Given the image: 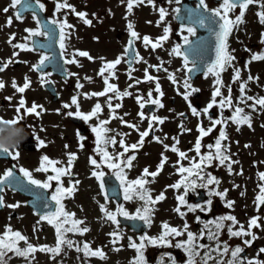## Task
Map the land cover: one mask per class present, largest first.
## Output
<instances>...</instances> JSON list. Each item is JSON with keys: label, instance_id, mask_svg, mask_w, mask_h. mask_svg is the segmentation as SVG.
I'll return each instance as SVG.
<instances>
[{"label": "rangeland", "instance_id": "1", "mask_svg": "<svg viewBox=\"0 0 264 264\" xmlns=\"http://www.w3.org/2000/svg\"><path fill=\"white\" fill-rule=\"evenodd\" d=\"M72 1L74 4L79 5L77 0ZM87 1L89 3V0ZM39 2L44 5L47 13H51L50 16L60 19L59 12L55 8L56 4L62 2V0H39ZM5 8L9 10L4 12L3 9ZM14 9L12 0H0V65L7 63L5 70L0 72V81L4 83V87L0 88V117L7 121L20 118L19 123L11 126L13 129H19L20 131L18 135H11L10 133L0 135V143L8 147L10 153H12V164L17 172L23 174L21 168L26 169L32 173L34 179L41 182H46L49 175H55L52 171H50L51 174L36 171L41 166L42 157L47 156L53 161H60L56 167L68 168L69 154H74L76 159L73 161L70 174L61 178L63 187L70 188L75 185V191L70 196L65 194L61 197L64 210L74 214L73 217H69V224L64 225V227H70L71 220L77 219L83 221L77 227H87L89 231L83 234L79 232L65 233V239L71 240L73 246L63 245L59 254L54 255L51 252L36 251L25 258L14 253H8L5 257L6 264H134L138 253L136 249L129 247V244L131 242L139 244L142 236L159 237L163 232V223L179 229L184 234L179 237H168L173 245L171 247L146 243L143 249L146 264H173V260L175 264H187L189 259L187 253L182 248L174 246L177 242L187 240V232L184 229L185 224L188 225L187 231L197 236L196 243L206 245L205 248L198 249L200 254L195 258L196 264H203L202 257L204 254L217 246L216 240L208 238L209 229L216 231L215 223L221 217L229 215L234 216L237 223L233 224L232 221L227 220L222 222L223 227L219 230L221 250L223 244L226 243L231 259V251L239 246L248 249V258L255 259V255L260 254L259 261H262L264 253L259 250L264 248V204H259L257 196L260 195V186L264 185V180H261L259 175L264 173V108L259 105H256L255 109L249 107L253 104V100L241 102L242 93L240 89L241 84H244V97H264V60L252 59L253 55H264V25L261 27L251 26L248 21L241 27V34L237 33V36H233L235 40L240 39L242 45L237 47L233 42L230 45L229 52L234 60L225 71L220 73L223 84L219 86L215 84L216 77L211 73L205 74L195 82H190L187 79L185 72L188 65L180 56L173 53L172 50L175 48V44L172 38H169L168 42L164 43L159 50L143 48L140 45L145 36L155 42L153 38L159 37L161 27L165 25L166 21L135 20L132 31L134 30L139 35V38H136V43L140 45L138 48L140 58L130 74L126 75L122 71L123 68L117 65L118 68L114 69L116 78L113 80L108 79L109 84H112V82L118 83L120 88L117 89L120 93L125 91L131 93L122 101L121 108L114 110L112 108L117 103L114 97L110 95H92V93L100 92V86L97 83V80L102 76L100 75V66L106 67L108 62H113L122 57L121 48L118 49L116 44L112 46L114 50H110V46H108L105 47L106 50L102 51L104 47H100L102 37L109 40L112 34L101 32L102 26H100L99 21H97V24H99L96 26L97 28H93L92 24L89 31H82L83 23L78 16L70 15L66 8L60 10L62 11L61 15H66L67 23L72 25L71 28H66L65 31L66 60L75 58L77 62L66 63V85L69 86V89L66 94L60 96L58 102H51L38 85L43 78L29 70V67L23 63L26 61L29 64L33 63L36 54H34L35 58L33 59L30 50H20L13 47L16 44H28L30 36L25 31L26 29L36 30L31 15L17 19L14 15ZM90 10H96V6H91L89 12ZM262 11H264V8H262ZM139 12L144 13L145 11ZM9 18L12 20L11 26L7 25ZM128 18L131 20V16ZM117 19L121 23L120 16ZM147 22L149 23L147 24ZM119 30H122V28L119 27ZM13 34L15 38L11 39ZM96 37H98V42H92L91 40ZM10 39L11 43H9ZM85 49L92 59L86 57V63L82 64V56L77 53ZM19 50L18 55L14 56V53ZM10 55H12L11 58H9ZM101 55L107 56L108 61L101 60ZM12 60L18 62L9 64ZM236 70H239L240 76L239 79L234 80ZM146 74L154 79L147 80ZM169 75L175 77V83L169 79ZM24 76L27 77L29 87L23 93H20L17 88L13 87V82L17 87H23L25 83L21 82L20 77ZM250 76L252 79H249ZM186 81L190 85L188 88H185ZM83 82L84 85L79 90L75 88ZM157 83H159L160 91L163 93L159 100L163 106L157 105L153 116L162 118L163 123L151 122L153 135L144 137L143 144L132 153L136 157L132 161V167L125 166L122 171L126 182L143 178L148 181L145 188L154 199L161 193L165 198L150 205L151 223L147 224V230L143 234L135 235L120 226L117 228V225L109 221L101 211V204L112 212L122 207L131 216L136 214L137 209H142L143 201L138 197H133L131 200L124 198L120 206H115L111 201L104 198L101 184L98 178L93 175V172H107L112 171V169L102 162V157L97 152L96 134L92 131V128L98 126L101 120H108L109 123L106 127L111 129L107 133L110 134L116 129L118 131L126 130V127H124L126 123L122 121L127 122L130 120L129 124L136 125V128H128L129 144H139L140 133L147 131L146 128L149 126L151 119L139 120V113L142 111L139 108L138 98H142L140 100L142 102L156 100L158 94L156 91ZM74 84L78 85L74 86ZM217 87H220L222 93V96L216 98L217 101L231 95L232 106L228 107L226 105L221 109L217 104L205 113L204 109L211 102L212 94ZM229 88H231V93H229ZM193 89L199 92V98H192ZM149 92H151V97H149ZM108 93L116 94L113 92ZM88 94H91V96H88ZM186 94L187 99L184 98ZM73 97L77 98L80 112L91 113L97 103L101 105V111L91 120L84 121L75 115L77 107L72 104ZM109 97L111 98L112 108L109 107ZM171 98H174L173 105H170ZM21 100L24 101L23 107L20 105ZM196 102L200 104V108L197 110L198 114L194 115L192 109L195 108ZM33 104L39 106L36 111L40 115L29 114L25 111ZM62 104L70 106L66 108V115L71 112L73 113L71 116L79 118L84 124L87 135L84 136L83 140H81L82 135L76 131V124L70 122L69 119L67 120L64 113L57 112ZM236 107L244 109V114L250 117L251 126L247 123L237 124L229 119L234 115ZM18 108L19 112L17 111ZM40 110H44L45 113ZM182 114H185L184 117H182ZM216 119L226 121V123L213 126L212 122ZM200 127L205 130L212 128V131L201 140V153L198 155L195 151L193 135L196 129L199 130ZM221 130L226 133L227 137L221 141V149L223 154L230 159L226 160L223 165L219 163V159H213L206 164L208 166L206 175L210 174L215 177L219 183L201 187L209 198L197 204L186 199L189 194L192 197L195 196L197 186L188 189L185 195L186 204L180 205L177 196L185 194L184 185L179 189L170 187L181 181L182 175H187V173L181 174L178 171L179 168L181 166L191 167L192 161H199L201 155L215 154V147L210 149L208 145H215ZM156 137H159L162 143L157 142ZM41 141H43V146ZM176 141H179V143H176ZM25 142H31L34 146L31 149H24L22 144ZM165 145H168L169 148L166 149ZM173 145L180 152L186 153L187 158L182 159L178 152L171 151L170 148ZM107 151L110 155L116 156L111 145L107 146ZM17 153L18 156H16ZM118 153H122L121 150ZM162 154L163 157H167V160L164 162L162 169L159 170L158 175L155 177L144 176L145 168L148 169L149 173L157 172L162 161ZM14 156L16 158H13ZM90 158L96 159L100 163V167L96 168L92 165ZM229 164H231V171L228 168ZM8 166L7 161L0 160V177L8 170ZM75 181H79V183L75 184ZM204 182L206 183V181ZM199 184L200 181H197V185ZM56 187L57 182L52 181L51 187L47 188L52 189L51 197ZM121 187L125 197L124 185L121 184ZM225 191L226 195L223 198L215 194L217 192L225 193ZM2 196L4 204L3 209L0 211V235H3L10 228L12 232L21 233L29 243L37 248L45 245L50 248L56 246L57 233L53 224H50L46 219L33 215L26 207L23 197L7 189L2 192ZM229 201L233 202L231 207L227 206ZM189 204L198 205L199 207H196L195 211H189L187 207ZM9 205L18 206L9 207ZM177 207H180L181 212L185 213L184 216L175 211ZM200 214L206 216V220L202 219ZM253 218H258L259 227L249 228V223ZM241 225L256 237L253 248L244 243L245 240H251L252 236L234 237L229 235V227H232L235 231ZM203 231L207 232L200 238ZM113 232H119V239L110 235ZM113 240H116V242L113 243ZM85 243L92 250H102L104 257L85 255L83 250ZM19 247L25 248L26 244L21 241ZM211 256L213 259L208 260V264H217L218 260L227 262L226 257L219 255L217 252H211Z\"/></svg>", "mask_w": 264, "mask_h": 264}, {"label": "snow or ice", "instance_id": "2", "mask_svg": "<svg viewBox=\"0 0 264 264\" xmlns=\"http://www.w3.org/2000/svg\"><path fill=\"white\" fill-rule=\"evenodd\" d=\"M22 0H12V7H15L16 5L21 4ZM153 0H148V3H152ZM37 3H39V0H37ZM144 0H128V10L131 11L134 4H143ZM254 3H260V0H222V4L220 5L219 8L215 9V10H209L212 12L214 17H218L220 21H222V23H220V30L218 32L215 33L216 35V58L215 60L207 66L206 69V75L211 73L212 75H214L216 77L215 79V84L222 86L223 82L220 79V73L225 71L226 68L228 66L231 65V62L234 60V57L231 55V53L228 51V37L232 31V28L236 25L242 22V18L244 15V10H246L249 5H252ZM199 5L203 6L204 9H207V5L205 4V0H199ZM237 7H239L241 9L240 14L235 18V20L231 19L229 16V13L231 11H233L234 9H236ZM261 7L264 8V3H261ZM39 8L42 10L44 8L43 4H39ZM69 9L70 11H72L73 13H75L78 17H80L84 23L86 24H91V20L86 19L87 14L84 12H76L75 8L73 5L69 4L67 2V0H62V2H58L56 4V10L60 11L61 9ZM9 9L5 8L3 9L4 12H7ZM159 13H160V20L163 21L165 16H166V11L163 8L159 9ZM260 17V21L261 23H264V11L260 12L259 14ZM16 18L17 19H21V15L19 12L16 13ZM205 19L208 20H212V17H203L199 20V23L201 24V26L204 25ZM51 24H57L56 20H52L50 22ZM12 24V20L11 18H9V20L7 21V25L11 26ZM72 25H69L67 23V20L65 19L63 22L59 23V28H60V47L61 49H64L65 44L64 41L66 39V33H65V29L66 28H71ZM129 29H133V25L131 23H129L128 25ZM44 28L46 30L41 31L39 28L36 30H32V29H26L25 31H27L29 33L30 37H34V36H49L51 33V29L48 28L47 25H44ZM187 32L191 35L195 34V29L193 27H188ZM165 35L160 37L156 42H153L149 37L145 36L143 37V42L144 44L147 46L149 44H151L152 48L155 49L157 47L161 46V41L167 40L168 39V35L167 33L169 32V29L166 27L164 29ZM131 35L134 38H139L138 33H136L134 30L131 31ZM15 36L13 34V36L11 37V39H14ZM11 39L9 40V43H11ZM184 41L186 44L190 43L187 36L184 37ZM13 47L19 48L21 50H31L27 48V45L25 44H16L13 45ZM41 47H43V45H41ZM173 53H175V55L180 56L182 55L180 46L177 45L173 50ZM79 56L82 57H88L89 59H92V57L89 56V54L87 52L84 51H79L77 53ZM14 55H18V53H14ZM49 58L46 55H42L41 59L39 61V64L34 66L37 70H40L44 65L45 62L48 60ZM185 59V64H187V56H184ZM253 60H264V55H253L252 57ZM66 63H76L77 61L75 60V58L72 59H68L65 61ZM120 59H116L113 62H108L106 64V69H114L116 65H118L120 63ZM7 67V63L0 65V72L4 71L5 68ZM189 71H192V69H188ZM105 69H101L100 75L103 76ZM114 74V73H113ZM240 73L239 70H236L235 75L233 77L234 80L239 79ZM146 79L151 81L154 78L151 76H148L146 74ZM169 79L173 81V83L176 82L175 77L173 75H169ZM249 79H252V77L250 76ZM105 84H106V88L104 89L103 92H99V93H92L93 96H104L106 95L108 92H114L116 93L119 97H123V96H128L131 95V93L125 91L123 93H120L117 89V87L113 84H109L108 83V79L105 78ZM139 82V81H137ZM80 87H82V85H78ZM4 87V83L3 81H0V88ZM13 87L17 88V91L20 93H23L25 91V89L27 87H29V82H27L26 79V83L24 84L23 87H17V85L15 84V82H13ZM190 87V85H188L187 81L185 82V88ZM241 93H242V97H241V102H244L245 100H253V104L249 105V107H252L253 109H255L256 105H259L261 108H264V97L262 98H254V97H244L243 93L245 92V85L241 84ZM156 91L158 93H160V95H163V93L160 91V86L159 83H157L156 85ZM193 91H197L195 89H193ZM229 93H231V88H229ZM222 96L220 87H217L216 90L213 92L212 94V100L211 102L208 104L207 108L204 109V112L207 113L209 111V109H211L213 106L215 105H219V107L221 109H223L226 105L228 107L232 106V98L231 95L227 96V97H223L222 99H220L219 101H217V97ZM149 97H151V92H149ZM185 99L188 98L187 94L184 97ZM142 98H138V102H140ZM111 98H109V107L112 108V105L110 103ZM153 104H157L160 107H162L163 105L160 104L159 100H152L151 101ZM72 104L76 105L77 107V111L75 113V115L77 117H80L81 119H83L84 121H89L91 120L93 117L97 116V114L101 111V105L99 103H97L95 105V107L93 108L91 113H82L79 111V104L77 102V98L73 97L72 98ZM20 105L21 107H23L24 105V101L21 100L20 101ZM121 105L117 104L115 107L119 108ZM37 105L33 104L30 108L25 109V111L29 114L35 113L37 116L40 115L39 112L36 111L37 109ZM65 108L70 107L68 104L64 105ZM140 107L143 108L144 104L140 103ZM17 111L19 112V108L17 109ZM193 114L197 115V110L195 108L192 109ZM68 115H73V113L69 112ZM142 118H143V113L141 112L139 114ZM115 118V117H113ZM229 119H231L234 123L237 124H243V123H247L250 125V117L246 114H244V109L240 108V107H236L234 110V115L232 117H230ZM20 118H17L16 120H12V121H4L2 119H0V135H4L5 133H10L11 135H18L19 134V129H13L11 126L19 123ZM152 121H158L159 123H163V119L156 117V116H152L151 120L149 121V127L151 128V122ZM123 123H127L126 121H122ZM109 123L108 120H101L99 122L98 126H94L92 128V131L96 134V143H97V152L98 154L101 155L102 157V162L104 164L107 165L108 168L111 169H118L120 170L117 173V177L118 179H120L121 184L124 185V192H125V199L127 200H131L133 199V197H138L141 201H143V207L142 209H137V212L135 215H131L124 210L122 207L117 208L115 212L109 211L105 205L101 204L100 208L101 211L105 214L106 218L111 221L112 223L117 225V228L119 227V221L117 220V215H123L125 217H128L130 219H140L143 220L146 224H150L151 220H150V213H151V208L150 205L155 204L157 202H159L160 200H163L165 197L163 195V193H161L159 196H157L155 199L150 195L149 191L145 188V184L148 183L147 180L143 179V178H138L136 180H133L131 182H126V179L123 175V171L121 169V164H124V166L126 167H132V161L136 159V157L134 155L128 156L126 157V159L124 160H120V162H117V160L124 156V153H127L129 151V149H137L139 146H141L144 142V137L149 135L148 131H144L142 133H140V141L139 144H133L130 146H127L124 144V141L121 140L119 141L120 145L124 148V153H117L116 156L110 155L109 152L107 151V146L108 145H115L117 143V141L115 140L114 137H110L107 135V133H109L111 131V129L107 128L106 125ZM213 126L218 125V124H222V123H226V121L220 120V119H216L213 122ZM7 126V127H5ZM131 128H136V125H132L129 124L128 125ZM200 131V138L197 139L196 141V145H195V151L198 155H200L201 153V143L200 140L203 136L208 135L211 131L212 128H208L207 130H205L203 127L199 128ZM226 137V133L221 130L220 131V135L219 138L216 140L215 145H208V148H213L215 147L216 151L215 154L213 153H209L208 155H201L200 156V160L199 161H192V165L191 167H183L181 166L179 168V172L181 174H185L187 173V175H182V179L181 181H178L176 184L171 185L170 187L175 188V189H179L182 185H184L185 187V194L179 195L177 196V200L179 201L180 205H185L186 204V200H185V195L187 194L188 189L190 188H195L197 185V181H200L201 183L199 184L200 187H206L207 185L216 183L218 184L219 181L216 180L215 177H212L210 174L209 175H201V173L203 172V165H205V162L210 163L213 159H219V163L221 165H223L225 163L226 160H229L230 158L226 155L223 154L222 149H221V141L225 140ZM157 142L162 143V141L160 140L159 137L155 138ZM176 143H179V141H176ZM41 145L43 146V141H41ZM82 146V145H81ZM67 147V146H66ZM165 148L168 149L169 146L165 145ZM171 151L173 152H178L179 156L184 159L187 158L186 153L184 152H180L175 145L171 146L170 148ZM0 154H6V155H11L12 153H10L9 148L6 147L4 144L0 143ZM16 156H18V153L16 154ZM16 156H14L13 158H16ZM76 159L74 154H69V159H68V168H63V167H56L57 164L60 163V161H53L51 159H49L47 156L42 157V161H41V166L39 168L36 169V171H43V172H48L49 168L51 169V171L53 173H55V175H49L47 177V181L46 182H41L40 180L34 179L32 176V173L26 169L21 168V172L23 173V175L27 178L29 184L35 185L39 188H50L51 187V182L52 181H56L57 182V187L55 189L54 194L51 197L52 201H55L56 204V210L53 212H49L46 213L42 219H46L48 220V222L50 224H53V226L56 229V233H57V244L55 247L50 248L48 246H41L39 248L33 246L31 243L28 242L27 238L25 236H23L21 233L19 232H12V230L9 228L3 235H0V264H6V260L5 257L7 256L8 253H14L17 256H22L25 258H28L32 253H35L36 251H43V252H51L54 255L59 254L62 250V246L63 245H67L68 247H72L73 246V242L71 240H67L65 239V233L67 232H79L80 234L86 233L89 231V229L87 227L84 228H79L77 227L78 225L82 224L83 221L77 220V219H72L71 220V226L70 227H64V225L69 224V217H73L74 214L73 213H68L64 210V206L61 202V197L64 196L65 194L67 195H71L74 191H75V185H73V187L70 188H65L63 187V182L61 180V178L65 175H69L70 174V169L71 166L73 164V161ZM167 160V157H163L162 154V161L161 164L158 166V170L157 172H152L149 173L148 169L145 168L144 169V176H152L155 177L156 175H158V172L160 169H162L164 162ZM90 163L94 166H96V168L100 167V163L96 160V159H91L90 158ZM229 171H231V164L228 165ZM93 175L96 176L97 178H102L104 173L103 172H93ZM260 178L261 180H264V173H260ZM13 176V172L11 170H8L4 173L3 177H0V184H4V182L6 180H8V178ZM206 181V183L204 182ZM79 181H75V184H78ZM261 191H260V195L257 196V201L259 202V204H264V185H261ZM0 191H2V189H0ZM216 195H219L221 198H223L226 195V191L225 193H215ZM209 203H211V201H209ZM233 202L229 201L227 206L231 207ZM4 204L3 202V196L0 195V207H2ZM18 205H9V207H17ZM45 207L47 206L46 204L44 205ZM188 210L189 211H195L196 207H199L198 205L193 206V205H187ZM203 211V209H201ZM175 211L177 213H179L181 216H184L185 213L181 212L180 207H177L175 209ZM232 221L233 224H236V218L234 216H224L221 217L219 219L218 222L215 223V229L216 231H211L209 229L208 231V238L212 239V240H216L217 241V246L214 249H210L209 252H206L204 254V256L202 257V262L203 264H208V260L213 259V257L211 256V252H217L219 255H226L229 253V248L228 245L226 243L223 244V248L221 250V242L219 241V230L223 227V221ZM258 218H253L250 223H249V228L251 227H259L260 225L258 224ZM207 227V226H206ZM163 228V232L161 233V235L159 237H147V236H142L140 238V243L137 244L135 242H131L129 244V247L136 249L138 256L134 261V264H146L144 256H143V249L146 246V243L148 244H152V245H165V246H173L171 244V241L168 239V237L172 236V237H179L181 235L184 234V232L180 231L179 229L175 228V227H170L167 223H163L162 225ZM188 225L185 224L184 225V229L187 232V240L186 241H180L177 242L174 246L177 248H182L188 255L189 259L187 264H196V260L195 258L200 254L198 249H203L206 247V245L204 244H197L196 240H197V236L195 234H193L190 231H187ZM228 232L230 236H234V237H241V236H252V240H255L256 237L250 232L244 229V227L241 225L239 227L238 230H233L232 227L228 228ZM110 235H112L113 237H115L116 239H119V232H113L110 233ZM204 235V233H201V237L202 238ZM252 240H245L244 243L248 246H251ZM23 241L26 244L25 248H21L19 247V243ZM116 240H113V243H115ZM78 251L80 249H77ZM83 250L85 255H90V256H99L101 258L104 257V253L102 250L97 249V250H92L90 248V246L85 243L83 245ZM118 250V249H117ZM244 251L243 248L237 246L235 249H233L231 251V259L228 260L227 262L223 261V260H218L217 264H264V261H259V260H249V261H245L243 259V257L240 256V254ZM261 253H264V248L259 250ZM173 264H175V261L173 260Z\"/></svg>", "mask_w": 264, "mask_h": 264}, {"label": "flooded vegetation", "instance_id": "3", "mask_svg": "<svg viewBox=\"0 0 264 264\" xmlns=\"http://www.w3.org/2000/svg\"><path fill=\"white\" fill-rule=\"evenodd\" d=\"M35 2L37 3V0H35ZM77 2L79 3V5L74 4L72 0H68V3L74 6L76 12L86 13L87 14L86 19L91 20V24L89 25V24L84 23V21L80 17H78L79 19H81V21L83 23L82 31L83 30L85 32L89 31L92 24H93V26H92L93 28H97L96 26L99 25V24H97V21H99L100 26H102L101 32H110L112 34V36L110 37L109 40H106L107 38L103 39V37H102V40L100 41V47L101 48L104 47L102 49V51L106 50L105 47H108V46H110V50H114V47H112L114 44H116V46H118V49L121 48L122 57L119 58L121 60V64H118V67L119 66L122 67L123 68L122 71L126 75L130 73V71L133 69L134 65L136 64V62L140 58V54L138 51V48L140 47V45L143 48H149V49L152 48L151 45L146 46L144 44V42H141L140 45L136 43L137 42L136 38L132 37V35H131L132 29L130 30L128 27L129 23H131L133 25V28H134V21L135 20H147V21H149V19H152L153 21L154 20H160L159 9L160 8L165 9L167 14L164 18V21H166V23L163 27H161L160 35H158L159 37L153 38V40H155V42H156L160 37L164 36L165 35L164 29L166 27L169 29V32L167 33L168 39L161 41V46L157 47L153 50H156V49L159 50L160 48H162V45H164V43L168 42L169 38L173 39L175 47L177 45L181 46L183 43H185V41H184L185 36H187L188 40H190L191 38L198 37L199 34L202 33V31H200V30L203 28L204 29H206V28H212V29L217 28V30H219L220 23H222V21H220L218 17H214L212 12L209 11V10H215V9L219 8L220 5L222 4V0H205V4L207 5V9H204L203 6L199 5V0H153V2L151 4L148 3V0H144L143 4H134L131 11H129L128 7H127L128 0H89V3H87L88 2L87 0H77ZM261 3H264V0H260V3H254L252 5H249V7L246 10H244L242 22L239 24H236L232 28V31L228 37V51H230V45L232 44V42L237 47H240L242 45V41L240 39H237V40L233 39V36H237V33L240 35L241 34V27L243 25H245L248 21L250 22L251 26L261 27L262 25H264V23H261L260 17L258 15L262 10ZM37 4L39 7L40 2ZM93 5L96 6V10H94V11L90 10V12H91L90 13L89 8ZM41 11H43L45 13V15L49 21H52V20L57 21V24H55L59 29V35H58L59 38H58L57 44L59 46L58 49L61 53V56L64 60V75L65 76L63 78H60L59 76L52 75L48 68L44 69V71H42V72H38L36 70V68L34 66L39 64V61H40L42 55H46V53H44L42 51L30 50V52L32 53L31 56L33 59L35 58L34 54H36V58H35L34 62L29 64L26 61L23 63L25 66L29 67V70H31L32 72L38 74L39 76H41L43 78L42 82L40 81V83L38 85L46 93L49 100L51 102L56 103V102H58L60 96L66 94V91L69 89V86L66 85V78H67L66 77V62H65L66 58H67L66 46L64 47V49H61V47H60V28H59V23L63 22L66 19V15H61L62 11H58L60 19H56L54 16H52V15L50 16L51 13L50 14L47 13L44 8ZM66 11H69L70 15H76L75 13L70 11L69 9H66ZM139 11H145V12L141 13ZM240 11H241V9L239 7H237L233 11H231L229 13L230 18L235 20V18L240 14ZM118 16H120L121 23L118 22V19H117ZM129 16H131V20L128 18ZM203 17H212V20L210 21L208 19H205L204 25L201 26V24L199 23V20ZM93 18H94V20H93ZM176 19H179L182 22H184L186 20H192L193 25L189 26V25H186L185 23L179 24L176 22ZM33 20L35 22L36 29H38L39 26H38L37 20L35 18ZM119 27H121L122 30H119ZM188 27H193L195 29L194 35H191L187 32L186 29ZM65 31H66V29H65ZM36 37L40 40H43L45 36L42 35V36H36ZM129 37L131 38V41H132L135 56H134V60L132 63V67L130 68L129 71H126V68L124 65V61H125V59H124V48L128 42ZM91 41L95 42V43L98 42V37H96L95 39H92ZM97 44H99V43H97ZM27 46H29V45L27 44ZM20 50L17 53H19ZM84 52H86V49L84 50ZM46 56L49 57V55H46ZM11 57H12V55L9 56V58H11ZM101 57H102L101 60L108 61L107 56L101 55ZM9 58H7V59H9ZM181 59L185 62V60L182 57H181ZM16 62H18V61L12 60L9 64H13V63L15 64ZM81 62H82V64H85L86 63V57H82ZM2 64H3V62H2ZM116 66H115V68H118ZM102 68L105 69L104 74H103V76H100L99 80H97V83L100 86L99 87L100 92H103L104 89L106 88V84L104 83L105 78L112 79V80L116 78L114 76V74H115L114 69L115 68L109 70V69H106L105 66H100V69H102ZM20 78H21V82L26 83L27 77L24 76V77H20ZM27 82H28V80H27ZM48 84H49L48 89L49 88L51 89L50 95L47 93L46 87L44 86V85H48ZM112 84L115 85L117 88H120L118 86L117 82H112ZM76 85H78V84H74V86H76ZM80 85L83 86L84 82L81 83ZM75 88H77L79 90V88H81V87L77 86ZM106 95H110L111 97H114L117 100L116 105L117 104L121 105L122 101L127 97V96H123L121 98L117 94H110V93H107ZM88 96H91V94H88ZM198 96H200V94L197 91V93L195 94V97L199 98ZM155 99L160 100L161 95L158 93ZM140 103L144 104L143 108L140 107ZM173 103H174V98H171L170 99V105H173ZM64 105L65 104H62L61 108L59 110H57V112L61 113V114L64 113L65 117L68 120L69 119L68 117L70 115H68V114L66 115V108L64 107ZM120 108H121V106L119 108H116L114 106L112 109L117 110ZM139 108L142 111V113L144 112L147 115H152L157 108V104H153L150 101H143V102L140 101L139 102ZM195 108H196V110H198L200 108V104L196 102ZM40 111L42 113H45L44 110H40ZM126 112H128V110H126ZM208 114L210 115V113H208ZM139 120L143 121L144 118L140 117ZM129 122H130V120H128L127 123L124 125V127H126V130L118 131L116 129L114 132L110 133V137H114L115 140L117 141V143L114 146L111 145L112 150L114 151V154H117L118 151H120V150L122 153H124V148L120 145L119 141L123 140L125 145L130 146V144H129L130 136H129L128 128H131V127L128 126ZM76 126H77L76 131L80 135H82L81 140H83L84 136L87 135V130L85 129L82 122L80 125H76ZM149 131L150 132H149L148 137H150L151 134L153 135V130H149ZM200 136H201V134H200L199 130L196 129V132L193 135L194 146L196 145V141L198 138H200ZM204 137H207V135L203 136L201 138V140ZM201 140H200V142H201ZM135 150L136 149L130 148L127 153H124V156H122L118 159L119 160L118 162H120V160L126 159V157H128V156H131ZM206 164H207V162H205V165L202 166L203 172L201 173V175H206V173H207V167L208 166H206ZM124 167H125L124 164H121L122 170L124 169ZM119 171L120 170H118V169H112V173L116 176L117 179H118L117 173ZM103 173L105 175L108 172H103ZM118 180L120 182V179H118ZM120 185H121V182H120ZM47 190L51 194L52 189H47ZM199 191H201V196L203 198L202 201H206L209 198V196H208V194H206L205 190L198 185L195 189L196 194H198ZM121 193H123L122 190H121ZM190 200H192V202L196 203V204L200 203V202H194L193 198L191 196L189 199H187V201H190ZM200 216L202 219L206 220V216H204L202 214H200ZM206 232L207 231H203L204 234ZM254 246H255L254 240H252L250 247L253 248ZM243 249H244V251L240 254V256L243 257V259L245 261L260 260V258H261L260 254H256L255 259H252L251 257L248 258L249 257L248 249H246V248H243ZM224 257H226V261L230 260L229 253L227 254V256L224 255ZM262 261H264V258H262Z\"/></svg>", "mask_w": 264, "mask_h": 264}, {"label": "water", "instance_id": "4", "mask_svg": "<svg viewBox=\"0 0 264 264\" xmlns=\"http://www.w3.org/2000/svg\"><path fill=\"white\" fill-rule=\"evenodd\" d=\"M17 12L20 13L21 17L25 14H32L37 20L41 31L46 30L44 25H47L48 28L52 30L49 36H45L44 40H38L36 37H31L30 46L33 50H40L49 53L51 58L45 62V66H49L52 73L62 76V61L60 60L59 51L55 42L57 39V30L55 26L46 19L45 14L38 8L33 0H22L21 4L16 5V13ZM176 22L179 24L185 23L186 25H193L192 20L182 22L181 20L176 19ZM219 30L203 28L200 30L202 33H200L198 37L191 38L189 40L190 43H184L181 45L180 49L182 56L184 57L186 55L187 61L192 63V65L187 68V77L189 80H196L199 75L206 71L207 66L215 60L217 43L215 33ZM41 45H43V47H41ZM125 55L127 59L126 65L130 68L131 62L135 56L130 39L125 48ZM188 69H192V71H189ZM72 120H74V118ZM30 148L31 145H24V149ZM0 159L9 160L10 157L6 154H0ZM10 170L13 172V176L8 178L4 184H0V189L7 187L13 192L26 198L25 205L37 216L43 217L46 213L56 210L55 202L48 198L47 192L44 188L29 184L28 180L15 173L12 167ZM101 181L105 198L112 199L116 204H119L121 196L115 178L112 175H107L102 177ZM199 199L200 198H198V200ZM45 204L47 205L46 207L44 206ZM1 209L2 207H0V210ZM117 220L119 221L120 226L129 229L135 234L142 233L146 229V224L140 219H130L128 217L117 215Z\"/></svg>", "mask_w": 264, "mask_h": 264}]
</instances>
